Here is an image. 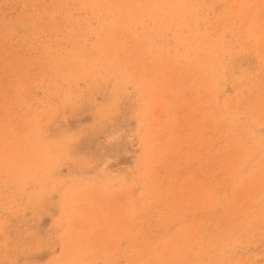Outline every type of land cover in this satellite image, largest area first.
<instances>
[{"label":"rangeland","instance_id":"obj_1","mask_svg":"<svg viewBox=\"0 0 264 264\" xmlns=\"http://www.w3.org/2000/svg\"><path fill=\"white\" fill-rule=\"evenodd\" d=\"M0 264H264V0H0Z\"/></svg>","mask_w":264,"mask_h":264}]
</instances>
